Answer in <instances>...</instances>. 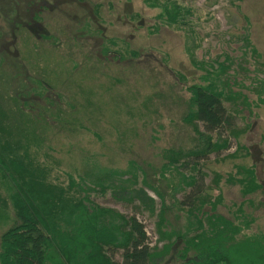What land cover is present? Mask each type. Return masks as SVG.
I'll return each mask as SVG.
<instances>
[{
	"label": "rangeland",
	"instance_id": "obj_1",
	"mask_svg": "<svg viewBox=\"0 0 264 264\" xmlns=\"http://www.w3.org/2000/svg\"><path fill=\"white\" fill-rule=\"evenodd\" d=\"M174 1L192 10L179 28L156 18L160 7L153 0H0V89L14 97L21 87L14 115L24 117L16 123L23 126L29 114L43 146L56 149L51 156L64 168L81 169L87 158L98 169L125 172L114 178L120 184L132 179L126 170L133 163L131 187L153 200L151 208L149 199L117 198L109 188L91 191L90 198L135 216L157 251L166 243L156 230L161 201L143 180L172 200L170 176L157 173L168 150L195 145L193 124L184 119L191 108L186 86L205 83L202 68L213 61L225 64L216 82L233 119L221 135L228 146L193 159L187 173L196 176L201 195L220 197L217 214L239 222L234 215L241 208L242 222L251 220L245 231L264 234V0ZM35 80L50 88L40 90ZM54 112L63 122L52 119ZM8 117V125L19 119ZM249 169L261 187L244 195ZM203 211L210 212L209 205ZM185 215V208L168 212L170 227L183 230ZM12 216L0 209V237ZM182 245L175 239L159 261L181 264Z\"/></svg>",
	"mask_w": 264,
	"mask_h": 264
},
{
	"label": "trees",
	"instance_id": "obj_2",
	"mask_svg": "<svg viewBox=\"0 0 264 264\" xmlns=\"http://www.w3.org/2000/svg\"><path fill=\"white\" fill-rule=\"evenodd\" d=\"M152 3L160 7L158 20L178 28L192 11L172 0H153ZM212 63L215 64L210 63L209 69L202 68L205 72L201 79L205 83L186 86L191 108L184 119L193 124L195 145L185 152L168 150V159L157 173L165 178L170 176L169 199L173 201L167 202L163 192L143 180L161 201L156 230L158 239L166 243L158 251L150 245L144 226L135 216H125L90 198L91 191L105 192L109 188L117 198H140L141 202L149 199L151 203L146 205L151 208L153 200L146 194L141 197V193H135L131 187L137 178L133 163L126 170L132 179L120 184H116L114 178L125 172L98 169L87 158H83L81 169L64 168L61 161L51 156L56 149L51 145L43 146L29 114L23 126L16 123H21L24 117L22 113H19L22 118L14 115L20 103L17 96L22 93L21 87L14 97L11 90L6 96L0 89V209H8L13 214L0 237V264H163L159 259L175 239L183 244L177 254L184 259L181 264H264V234L245 231L251 220L242 222L241 208H237L239 213L234 215L239 222L217 214L215 208L221 202L220 197L210 199L208 195H201L196 176L187 173L194 165L193 159L228 146L221 135L226 128H231L233 119L223 105L226 95L216 82L225 64L224 61ZM176 74L185 80L182 74ZM35 82L40 90L50 88L40 81ZM5 99L13 104L6 106ZM22 105L27 106L23 101ZM9 114L19 119L14 124L9 120L8 125L5 120ZM55 114L51 113L52 119L63 122ZM247 172L244 178L248 180L242 179L244 195L261 187L255 180L254 170ZM174 191L182 192L183 198L173 197ZM205 205H209L210 212H200ZM174 208L186 209L187 223L183 230L170 227L166 214ZM116 252L119 260L114 258Z\"/></svg>",
	"mask_w": 264,
	"mask_h": 264
}]
</instances>
